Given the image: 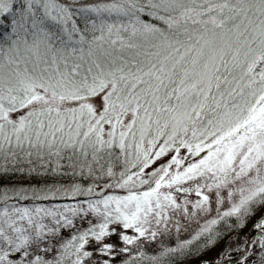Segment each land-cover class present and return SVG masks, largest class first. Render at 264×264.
Masks as SVG:
<instances>
[{
	"label": "snow or ice",
	"instance_id": "obj_1",
	"mask_svg": "<svg viewBox=\"0 0 264 264\" xmlns=\"http://www.w3.org/2000/svg\"><path fill=\"white\" fill-rule=\"evenodd\" d=\"M5 26L0 160L80 182L5 194L0 264H168L256 217L200 264H264V0H0Z\"/></svg>",
	"mask_w": 264,
	"mask_h": 264
},
{
	"label": "trees",
	"instance_id": "obj_2",
	"mask_svg": "<svg viewBox=\"0 0 264 264\" xmlns=\"http://www.w3.org/2000/svg\"><path fill=\"white\" fill-rule=\"evenodd\" d=\"M0 33L7 34L6 26L0 28ZM2 38V37H0ZM55 163L44 164L41 161L32 158V163L27 160L20 162L9 161L6 165L0 160V205H2L3 197L7 194L8 197H20L26 196L28 199H9V203H19L21 206L33 207L36 205H43L44 207L52 206V203L56 205L63 203H70L67 200H36L33 199L34 193L41 194L47 192L49 189L68 187L72 183L80 182L79 177H72L68 174L70 169H55ZM87 182L86 180L84 181ZM232 224V230H228L226 225L222 222L217 226V230L222 232H228V236L224 240L220 241L216 250L206 251L204 245L206 239L202 238L200 241L194 242L193 253L190 255H177L172 256L168 260V264H200L201 260H213L218 253L224 249L225 245L229 242V237L234 243H239L245 236L244 231L236 228L235 218H231L228 221ZM244 229V228H243ZM238 233V234H237ZM255 234H250V238ZM239 236V240L236 237ZM220 247V248H219ZM201 252H205L204 255H200ZM233 256L239 255V253H232ZM199 257V258H197Z\"/></svg>",
	"mask_w": 264,
	"mask_h": 264
},
{
	"label": "rangeland",
	"instance_id": "obj_3",
	"mask_svg": "<svg viewBox=\"0 0 264 264\" xmlns=\"http://www.w3.org/2000/svg\"><path fill=\"white\" fill-rule=\"evenodd\" d=\"M117 194H122V193L118 192ZM55 205H56L55 203H52V206H48V207H53ZM255 219H258V217L253 218V220L249 221L247 227H245L243 229V231H244L243 234H245V236L243 237V240L247 239V238H250V234H255L254 231H253V228H252V225L255 222ZM195 227H196V225L192 224L190 227H188L187 231H182L179 234L178 237H177V235L175 233H173V235L171 236L170 239H166L165 240V245H167V246H175V242L177 241V239L184 240V239L190 238V235H191V233H192V231H193V229ZM113 240H115V238H113ZM159 247H160L159 244H149V245H147L146 247H144L141 250L144 251L147 255L151 256V255H155L157 253V250L159 249ZM214 250H216V247H213V251Z\"/></svg>",
	"mask_w": 264,
	"mask_h": 264
}]
</instances>
